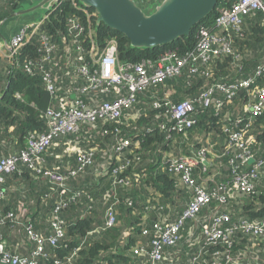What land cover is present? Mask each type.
Instances as JSON below:
<instances>
[{
    "label": "trees",
    "instance_id": "1",
    "mask_svg": "<svg viewBox=\"0 0 264 264\" xmlns=\"http://www.w3.org/2000/svg\"><path fill=\"white\" fill-rule=\"evenodd\" d=\"M17 2L18 0H0V20L16 7ZM75 3L79 4L78 0H63L40 28L58 48L53 63L43 62L45 52L40 35L22 47L13 60L6 58L0 61V160L20 155L28 148L31 137L49 132V108L67 107L58 96H53L47 90L40 65L52 69L65 89L72 83L78 87L84 82L83 76L77 71L75 78L67 75L71 62L78 56L73 36L69 34L71 18L77 17L84 26L85 32L82 35L87 50L92 44L91 38L100 51L115 39L121 63L157 59L160 54L172 49L178 56H185L195 48L197 35L202 27L212 28L220 32L221 36L228 37L234 48V53L221 54L207 62H188L181 74L168 77L164 82L138 92L137 102L125 109L119 119H99L93 127L89 123H81L76 132L55 137L38 162L44 170L68 172L69 168L77 166L81 151L93 149L95 153L94 161L87 170L76 177H70L66 191L63 192L43 174L22 161L18 162L14 171L3 175V181L0 182V241H4L6 248L13 254L31 256L37 248V243L29 235L28 227L45 239L52 235L50 220L53 211L58 201L65 198L66 204L60 211V216L65 221V236L56 245L45 244L44 255L39 257V264H140V261L147 259L134 254L133 246L141 240L151 249L150 244L155 236L153 233L145 235L143 228H151L159 219V206L163 207L161 213L173 220L176 215L166 205L170 202L176 204L181 195V211L189 205L193 196L192 189L179 181V175L170 172L162 163L167 158L165 154L176 157L190 155L192 148L197 149L198 140L203 143L214 138V141L220 142L214 166L207 165L204 169L203 165H199L194 168L193 177L202 185H205L206 178H212L207 184L209 190L224 183L230 184L236 174L253 169V164H240L239 160L236 162L237 166L231 163V159L241 150L233 147L227 150L228 137L224 128L237 122L244 127V140L248 149L257 160L264 159V112L256 117L250 116L249 106L254 99L251 92L240 90L232 102L225 103L220 108H205L197 102L204 91L218 84L226 87L241 78L252 77L259 66L264 65V13L257 11L246 16L238 30H221L215 27V21L219 9L229 6L231 0H219L215 10L189 36L147 49L132 48L125 34L105 24L97 26V16L88 18L74 6ZM89 10L95 13L94 9ZM66 48H69L67 55ZM86 56L85 62L91 70L92 66L97 68L94 58L89 57L88 53ZM28 62H32V72L26 68ZM257 87L264 88V75L256 81L253 92ZM59 94L64 93L59 91L57 95ZM98 95L97 102L113 101L116 97L114 91ZM215 95L223 100V92L217 90ZM165 96L175 102L183 99L195 102L198 109L197 124L186 132L162 130L160 124L166 117L162 108H155L152 103L155 98L160 100ZM79 97L93 106L92 94L79 92ZM125 139L130 140L131 144L122 150L121 159L117 160L116 148ZM120 165L126 167L117 174V178L130 177L131 180L130 183L119 184L115 188L119 200V221L116 226L97 232L95 230L106 219L109 203L105 197L114 189L116 177L113 170ZM254 184L252 193H241L228 198L222 206L214 199L203 208L200 220L205 221L217 210L229 213L230 223L244 218L251 221L263 220L264 165L258 170ZM78 192L80 195L74 196ZM128 200L133 201L132 206H129ZM195 224L190 222L187 225L177 246L166 249L173 260L165 261L164 264L181 263L186 248L188 250L185 253L190 257L201 249L205 237L200 224ZM195 238L200 242L194 245L195 248H191V242ZM126 239L128 242L122 245ZM250 239L253 238L249 234L238 231L233 238L234 248H244ZM180 245L184 247L182 252L179 250Z\"/></svg>",
    "mask_w": 264,
    "mask_h": 264
},
{
    "label": "built area",
    "instance_id": "2",
    "mask_svg": "<svg viewBox=\"0 0 264 264\" xmlns=\"http://www.w3.org/2000/svg\"><path fill=\"white\" fill-rule=\"evenodd\" d=\"M74 6L83 11L88 18L96 15L91 13L88 8L80 4ZM58 7V6H57ZM56 7V8H57ZM55 8V9H56ZM257 11L264 13V0H231L229 6H223L219 9V14L215 21V27L221 30L234 28L238 30L244 18ZM51 14V13H50ZM50 14L45 15L41 20L24 25L10 40L12 50L5 48L0 42V56L14 59L18 51L29 43L33 38L40 35L41 44L44 49L43 62L53 63L54 56L58 52V48L53 44L46 34L42 33L40 28ZM213 27V28H215ZM215 28V29H216ZM85 32L84 26L77 17L70 19L69 34H72L75 44V51L78 56L71 62L70 69L67 72L69 77H76V71L83 76L84 82L78 85V90L83 94H92L91 101L93 106L80 99L72 100L65 94V88L57 79V75L52 69H47L44 65H40L43 71L44 82L47 90L64 102L67 107L49 108L47 116L50 119V129L47 134L37 137H31L28 141V148L20 155L6 157L0 160V182L3 181L4 173H10L17 167L18 162L22 161L28 164L38 173L43 174L53 185L60 188L63 192L68 189V180L70 177H76L79 173L84 172L94 161V150H84L79 153L78 164L76 167L69 168L68 172H59L55 170H44L38 162L42 159L41 154L54 142V138L60 135H69L79 129L81 123H89L93 127L95 122L101 120L119 119L125 109L131 108L136 102V94L146 90L149 86L164 82L166 78L177 76L188 62H207L221 54H232L234 48L228 37L221 36L220 32L212 28L202 27L197 35V43L193 50L186 53L185 56H178L175 50H167L160 54L157 59H147L138 63H121L118 58L117 41L111 40L101 51L93 42L87 50L84 45L82 32ZM93 29L89 36L92 37ZM87 38V37H84ZM88 40V39H87ZM69 52V48L65 49V55ZM93 57L97 68L92 66V70L87 58ZM27 70L32 72V62H28ZM264 75V65L259 66L254 76L249 78H241L230 86L218 84L203 93L197 99V102L205 108L210 106L220 108L225 103L232 102L239 94L240 90L251 92L254 99L250 103V116L256 117L264 112V88L254 85L258 78ZM224 93L223 100L218 98L216 91ZM63 91L65 94H58ZM93 91V92H92ZM114 91L116 97L113 101L97 102L98 93H110ZM152 105L155 108H162L166 120L160 124V128L166 131L186 132L193 128L198 119L196 117L197 110L195 102L189 99H183L175 102L169 96L162 99H154ZM244 127L237 122L230 124L224 128L225 134L228 136V148L241 150L238 155L231 159V163L237 166L240 164H253V169L236 174L233 181L224 183L216 188L208 189L207 184L212 178H206L204 184H199L193 177L194 168L203 165L207 168L210 159L211 148L202 147L201 149L192 148L190 155L181 157L165 154L167 158L163 160L165 167L172 173L179 175V181L192 189V199L185 209L176 214L175 219L167 218L161 213L163 210L159 206V219L151 228L144 227L145 235L154 234L149 249L148 245L138 242L133 246V252L137 256L146 257L142 264H164L165 261H172L170 253L166 252L169 247L179 244L183 238L184 231L190 222L200 224L201 232L205 237V241L198 252H195L189 259V264H264V219L260 221H251L244 218L239 222L230 223L231 216L229 213L219 210L213 212L205 221H201V211L208 206L214 199L221 204H225L228 198H233L238 194H250L254 191V179L258 170L264 165L263 160H257L254 154L248 149L244 140ZM171 136V135H170ZM169 136V137H170ZM130 140H123L116 148L117 160L121 159L122 150L126 146H130ZM126 166H117L114 170V189L106 195V202L109 203L106 210V219L100 230L112 228L118 223V205L116 186L119 184L130 183L131 178L118 179L117 174ZM138 179V178H137ZM80 193H74L79 196ZM66 200L58 201L53 216L50 220L52 226V235L45 239L36 234L31 227H28L30 237L37 243V248L32 252L31 256H23L13 254L6 248L4 241H0V263L1 264H39V257L44 255V247L46 243L56 245L59 240L65 236V221L60 216L61 209L65 206ZM129 206L133 205L132 200H128ZM170 210V209H169ZM12 215V214H10ZM99 229L95 231H99ZM238 231L249 234L253 239L248 240V245L242 249L234 248V236ZM200 241L195 238L192 241L191 248ZM126 244V243H125ZM104 264H107L104 262Z\"/></svg>",
    "mask_w": 264,
    "mask_h": 264
},
{
    "label": "water",
    "instance_id": "3",
    "mask_svg": "<svg viewBox=\"0 0 264 264\" xmlns=\"http://www.w3.org/2000/svg\"><path fill=\"white\" fill-rule=\"evenodd\" d=\"M63 0H18L0 20V42L9 51L10 40L26 24L52 13ZM94 9L97 26L125 34L132 48H155L189 36L218 5L219 0H78Z\"/></svg>",
    "mask_w": 264,
    "mask_h": 264
},
{
    "label": "rangeland",
    "instance_id": "4",
    "mask_svg": "<svg viewBox=\"0 0 264 264\" xmlns=\"http://www.w3.org/2000/svg\"><path fill=\"white\" fill-rule=\"evenodd\" d=\"M214 138H209V140L207 141V142H203V143H201V141L200 140H198L197 141V143H196V148L197 149H201L202 147H208L207 146V144H208V142L210 141V140H213ZM196 142V141H195ZM151 192L153 193L154 192V190H151ZM156 194V193H155ZM179 198V199H178ZM178 201L176 202V204H172L171 202H170V204H167V205H169L170 207V211L173 213V215L175 216L178 212H179V210L181 209L180 207L181 206H183L182 204H183V197H181V195H179L178 196ZM101 202V206H102V208H103V201L101 200L100 201ZM102 208H101V210H102ZM117 209H118V207H117ZM104 218H105V216H104ZM119 221V220H118ZM103 222H104V219H103ZM103 222L101 223V224H103ZM100 224V225H101ZM197 224V223H196ZM195 224V226H197ZM104 225V224H103ZM102 225V226H103ZM101 226H99L97 229H99ZM96 229V230H97ZM100 230V229H99ZM98 232V231H97ZM139 241H141V240H139ZM128 242V239H126V240H124V242L122 243V245H124L125 243H127ZM184 249V247L182 246V245H180V247H179V250L182 252V250ZM188 249H186V250H184V256L182 257V260L180 261L181 263H179V264H189V259H190V255L188 254L187 255V253H185L186 251H187ZM132 251V250H131ZM131 253V252H130ZM131 255H132V253H131ZM140 257H143V256H140ZM179 262V261H178ZM140 264L141 263H143V260L142 261H140L139 262ZM137 264V263H136Z\"/></svg>",
    "mask_w": 264,
    "mask_h": 264
},
{
    "label": "crops",
    "instance_id": "5",
    "mask_svg": "<svg viewBox=\"0 0 264 264\" xmlns=\"http://www.w3.org/2000/svg\"><path fill=\"white\" fill-rule=\"evenodd\" d=\"M2 58L3 57L0 56V61L2 60ZM4 59H6V58H4ZM76 86H77V84L72 83L69 87H67L65 89V94L69 96L68 97L69 99L77 100L79 98V90H78V88ZM218 143H220L218 140H216V141L210 140L208 142V144H207V146H209L211 148L210 154H212V155H210L209 162L207 163V165H209V167H213L214 166L215 158L218 156V152L220 150ZM57 156L60 157L59 155H57ZM116 188H118V186H116ZM160 202H161V200H160ZM167 206L168 205H166V208H167ZM186 249H184V250H186Z\"/></svg>",
    "mask_w": 264,
    "mask_h": 264
}]
</instances>
